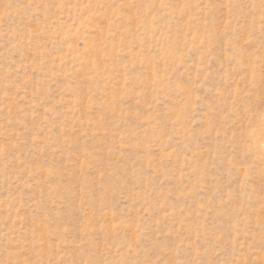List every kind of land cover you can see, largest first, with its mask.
<instances>
[{"label": "rangeland", "instance_id": "rangeland-1", "mask_svg": "<svg viewBox=\"0 0 264 264\" xmlns=\"http://www.w3.org/2000/svg\"><path fill=\"white\" fill-rule=\"evenodd\" d=\"M0 264H264V0H0Z\"/></svg>", "mask_w": 264, "mask_h": 264}]
</instances>
